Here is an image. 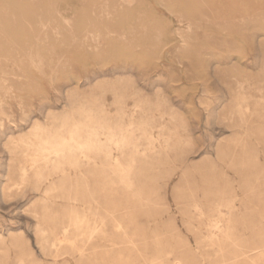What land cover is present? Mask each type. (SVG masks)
Returning a JSON list of instances; mask_svg holds the SVG:
<instances>
[{"label":"rangeland","instance_id":"1","mask_svg":"<svg viewBox=\"0 0 264 264\" xmlns=\"http://www.w3.org/2000/svg\"><path fill=\"white\" fill-rule=\"evenodd\" d=\"M1 1L6 0H0V24H12V15L19 8ZM29 1L37 3L36 17L45 19L20 20L25 25L16 34L0 29V69L7 70L15 92L12 89L2 96L10 100L8 104L0 103L4 106L0 107L4 109L0 111V264H264V0H190L189 7L185 0L187 10L185 5L179 7L180 0H143L144 4L137 0L133 6L137 11L128 16L105 12L110 1L119 0H96L91 5L88 0ZM45 6L46 17L41 13ZM81 8L86 9L83 15ZM55 12H66L72 21L64 24L68 29ZM44 23L50 28L49 37L41 29ZM121 25L132 26L133 35L119 30ZM188 25L192 26L189 32L185 30ZM58 27L62 29L55 34L53 29ZM177 29L186 31V50L179 48ZM129 37L146 39L131 49ZM53 45L54 50L50 49ZM38 48L45 57L46 75L28 61L30 52L36 53ZM121 50H131L133 61L125 62ZM49 76L56 80V91L47 81ZM76 81L81 82L80 93L74 91ZM240 83L245 93L239 90ZM113 87L125 98L139 94L152 103L141 116L151 123L138 132L149 139L141 138L138 143L156 142L161 148V133L170 132L171 143H191L193 147L183 146L176 158L173 153L170 156L169 180L165 178V187L161 182L163 189L156 194L152 217L138 216L123 232L108 223L89 239L87 226L74 224L65 197L73 192L81 174L104 177L111 172L87 162L80 170L70 163L53 169L44 160L37 136L43 138L53 128L50 112L68 111L69 102L76 112L81 103L90 108L106 99L111 103ZM127 102L134 105L133 99ZM106 113L116 117L117 108L110 107ZM34 122L40 126L36 130ZM136 157L138 166L145 167V160ZM202 171L207 176L212 171L219 180L214 181L220 194L213 205L202 198L206 187ZM175 189L181 193L179 197ZM213 215L219 216L220 229L216 236H209L208 228L214 230L217 224ZM154 258L157 262L150 263Z\"/></svg>","mask_w":264,"mask_h":264},{"label":"bare ground","instance_id":"2","mask_svg":"<svg viewBox=\"0 0 264 264\" xmlns=\"http://www.w3.org/2000/svg\"><path fill=\"white\" fill-rule=\"evenodd\" d=\"M94 1L96 2V0H88V2H89L88 4L91 5ZM199 1H201V0H199ZM1 2L12 3L13 5H15V7L17 6L19 8L17 10V12H14V14L12 15V17H13L12 19H13L14 22L12 24H4V23L3 24H0V29L1 30L2 29H8L9 32L16 34L21 28H24V25H25V24L21 23L20 20L27 18V19L31 20V22H35L37 20V18H38V21H39V18L40 17L39 16L36 17V15L38 13V12L36 13V9L38 8V7L36 8V4H37L36 1H29V0H6V1H1ZM39 2L40 1H38V3ZM105 2H108V1L105 0L103 3H105ZM135 2H137V0L110 1V4H108L107 6H105L106 7L105 8V12L106 13H111V12H118L119 11L123 15L128 16V15H130L132 13V11H134V12L137 11V10H135L136 9L135 8L136 6L133 7L134 4H135ZM144 2H143V0H141V4L142 3L144 4ZM186 2H188V1H185V0L178 1L179 7L183 8V6L186 4ZM171 3H173V2H170V6H172ZM190 3L191 2L189 0L188 7H189ZM39 4H41V3H39ZM41 6H39V7H41ZM167 7H169V6L167 5ZM184 7H185L184 9H186V8L189 9L187 7V5H185ZM14 10H16V9H14ZM179 10L181 11V9H179ZM42 11L43 12H41V13H45L44 16L46 17L47 16L46 14L48 13V8H46V6L45 7H42ZM182 11H184V10H182ZM85 12H86V9H84V8H81L80 9V14L81 15H83ZM51 13H53V11ZM55 13H56V15H57V13L59 14L60 20L62 21L63 25L64 24L65 25L71 24L70 22H72V21L69 19V17H67V16L64 15L66 12L64 14L62 12H55ZM102 13H103V11H102ZM102 13H101V15H102ZM54 14H53V16H54ZM41 15L43 16V14H41ZM57 17H58V15H57ZM51 18H52V16H51ZM102 18H103V16H102ZM52 20H55V19H52ZM54 22L56 23L57 21L55 20ZM60 23H58V24L60 25ZM106 23H107V21H106ZM146 24L149 25V23H146ZM150 24H151V22H150ZM108 26L111 29H114V31H118L117 30L118 27L115 26L114 24L108 23ZM62 27H60V28L62 29ZM66 27H68V26H65V30L68 29ZM43 28L45 29V35L48 36L49 29L50 28L47 25V23L46 24L44 23V27H42L41 29L43 30ZM60 28L58 27L56 29H53V32L55 34H59V30L61 31ZM70 29H71V27H70ZM150 29H153V28L150 27ZM191 29H192V26L191 25H188L185 28V30H187V32H189ZM119 30H121L122 32L125 30V32L129 33L130 35H133V33L135 31V30L133 31V27L132 26H125L124 27L123 25L120 26ZM149 30H146V32L149 31ZM185 30L179 29L177 31L178 34L181 37V46L179 48H181L182 50H186L187 47H188V41L185 38L186 35L184 36V34L186 32ZM24 31H25V29H24ZM63 31H64V29H63ZM160 31H162V29ZM152 33L153 32H151V34ZM92 34H94V33H92ZM95 34H96V31H95ZM74 35H76V34L74 33L73 36ZM99 35H100L99 38H101L102 37L101 36L102 34L99 33ZM52 36H54V35H52ZM55 36L57 37V35H55ZM84 38L87 39L89 37H87V35H86V37L84 36ZM25 39H27V38L25 37ZM80 39L81 38H78V41ZM89 39H88V41H89ZM145 39L146 38H143V39H131L129 37L127 39V42L129 43L130 48L132 49V48H134L135 44L140 43V42H142V40L144 41ZM75 40H77V39H75ZM84 41H85V39H84ZM56 42H52V44H54ZM73 42H75V41H73ZM226 42H224V43L226 44ZM22 43L23 44H27V41L24 40V42H22ZM81 43H82V41L80 42V46H81ZM85 43H86V41H85ZM227 43H229V42H227ZM97 47H99V46H97ZM31 48L32 47H30V49ZM80 48H82V47H80ZM30 49H28L29 52H30ZM50 49H53L54 50L55 49L54 45ZM91 49L92 48H90V50ZM40 50H42V49L38 48V50H34V51H36V53L31 54V52H30L29 56L28 55H25V56H28V58H29L28 61H30V65L32 67H35V68L39 69L44 74L45 72H43L44 71V68L43 67L45 66V63H44V58L45 57L40 53ZM99 50H100V52H102V50H104V48H102V49L99 48ZM158 50H160V49L157 48L156 52ZM163 50H165V49H163ZM10 51L12 52V51H14V49L13 50H10ZM32 51H33V49H32ZM179 51H180V49H179ZM26 52H27V49H26ZM91 52H93V51H91ZM122 52H123V54H122L123 55V58L122 59L125 62H127V61H133L132 51L131 50H126L125 52L124 51H122ZM104 53H106V51ZM158 53H159V51H158ZM162 53H163V51H162ZM160 54H159V56H160ZM106 55H108V54H106ZM63 56H62V58H63ZM165 56H166V54H165ZM169 56L170 55H168V58H169ZM7 58H8V56H7ZM10 58H12V57H10ZM156 58H159V60H161L160 57H158V56ZM157 61H158V59H157ZM164 61H167L166 58L164 59ZM55 70H57V69L55 68ZM55 70H52L53 71V74H54ZM29 71H32V70H29ZM12 72H14V71H12ZM24 72L25 71H23V73ZM27 72H28V68H27ZM86 73H85V76H86ZM7 75H8L7 70L6 71L5 70L1 71V69H0V103H3L4 101H7L6 103L8 104L10 102V100L8 99L9 102H8V100H3L2 99V96L3 95L5 96V95L9 94L11 92V90L13 89L14 86L11 84V79L9 77H7ZM45 75H46V73H45ZM29 77H32V76H29ZM46 78H48L47 81H49L50 86L53 87L54 91H56L57 90V86H56V80H55V78L53 76H49V77H46ZM40 79L41 80H44L42 78H40ZM87 79H89L88 76H87ZM35 80L36 81L37 80L39 81V79H35ZM188 80H189L188 77L185 78V82H187ZM183 81H184V79H183ZM25 82H26V80H25ZM25 82H23V83H25ZM29 82L33 84L32 81H29ZM30 83H28L29 84V87H32L31 86L32 84H30ZM38 83H40V82H38ZM80 83L76 81V83L74 84V87H75L74 88V91H75V93H80L79 92V89L81 88V84ZM128 83H130V82H128ZM41 84H40V87H43V85H41ZM114 85H112V86H114ZM21 87L23 88V90H25V88H26V90L28 89L27 86L24 88L23 87V84H22ZM21 87H20V89H21ZM238 88H239V90L242 93H245V88L242 85V83H240L238 85ZM20 89H18V90H20ZM37 89H35V90H37ZM42 89H44V88H42ZM16 90H17V88L15 89V91ZM31 90L34 91V85H33V88H31ZM13 92H14V89H13ZM21 92H22V90H21ZM21 92L18 91L19 97L22 96V95L20 96V93ZM112 92H113V99H114L113 102L109 103L107 99L106 100H103V101H101L99 103H95L96 105H94V107H92L94 109L90 108V104H88V103H81L80 106L77 107V108H79V111L80 112H76L75 111L76 109H74V103H70L69 102V103L66 104V107L69 108L68 111H65L64 110L65 112H63L61 114H57L55 112H50L48 116L51 117L54 120L53 121L54 122L53 128L51 127L52 129L50 128V131H47V133L43 136V138L41 136H37V138L40 141L39 143H42L40 146L42 147V151H43L42 152L43 153L42 155H44V160H46L47 161V164L51 168H53V169H59L62 165L66 164V163H70V164H74L75 167L80 170L82 168V165L85 162H87L88 164L89 163L90 164H93L96 168H101L102 170H106V171L111 172V175L110 176H104V177H97V176L88 177V176H86L84 174H81L80 177L78 178V180L76 181V183L74 184V187H73L74 190H73V192H69L67 194V196L65 197L66 200L70 202V204H68V208L71 211L72 220L74 221V224L76 226H78L79 228L81 226H87L86 228H88V230H87V235L86 236L89 239L93 238L97 233H99L102 230V228H104L108 223L113 224V226L118 231H122L123 232V230L125 229V227H127L129 224L136 223L137 219H140L138 216L144 214V215H147L148 217L151 215V217H152V215H153L152 214V211H154V209L156 208V205H157L156 194H158L163 189V186H161V182L162 183L165 182L164 181L165 178H166V180H169L166 175H167V173L169 174V171H170V169H167V168H169V167H167V164H168V162L170 160V156L173 153V154H175V157L174 158H176V155L179 154V152H180V150H181V148L183 146L189 147V148L193 147V146H191L192 145L191 143H171V141H172V139H174V137L172 138V136L170 134H168L170 132H168V133H166V132L161 133V136L164 139L163 141L165 142V143H163V141L161 140L162 143H160V141H159V143L161 145V148H159L157 146L158 144L156 145V142L155 143H152V142L149 141L148 143H138V140L141 139V138H143V139H149L147 137L148 135L139 134L138 132L140 130H144L143 128L145 126L150 125V123H151V119H149L147 117H141L142 114H143L142 111L145 110V109L146 110L147 109H150V106H152L151 101L149 99L145 98V97H142L139 94H134V95L132 94V95L128 96V98H125L124 96L119 95L117 93L118 90H117L116 87H113L112 88ZM38 93H41V92H37V95H39ZM17 94H16V96H18ZM26 94H30V92L29 93H26ZM127 94L128 93H126V96H127ZM14 95H15V92H14ZM45 95H47V94H45ZM41 96L43 97V93H42ZM81 98H83V97H81ZM85 98L86 97H84L83 99H85ZM128 99H133L134 100V105L133 106L130 107V105H128V102H127ZM1 105L2 104H0V107H4V106H1ZM110 107H116L117 108V112L118 113H117V115L115 113L116 117H111L112 114L109 117L107 116L106 109H108ZM62 108H64V107H62ZM0 109H1L0 111H3L4 110L3 108H0ZM3 113H5V112H3ZM136 115H139V117H136ZM38 127H40L39 126V123L38 122H34V126H33L34 130L38 129ZM45 128H46V126H45ZM47 128H49V127H47ZM154 134L155 133H153V136H154ZM155 137H157V136H155ZM34 139L36 140V137H34ZM143 139H141V140H143ZM152 139H154V138L152 137ZM158 140H159V137H158ZM29 148H31V147H29ZM187 153H190V152L188 151ZM137 155H140L145 160V165H146L145 167L138 166V163L139 162H138V159L136 157ZM179 161L176 160V162H179ZM43 163H45V162H43ZM181 164H180V166H181ZM194 164L191 165V166H193L192 167L193 169H194ZM198 164H199V162H198ZM186 165H187V163H186ZM171 166H173V165H171ZM45 167H46V165H45ZM208 167H210V166H208ZM177 168H179V167H177ZM197 168H199V169H197L198 170L197 172H199L200 167H197ZM22 169H24V168H22ZM35 169H36V167H35ZM85 169H87V168H85ZM175 169H176V166H175ZM167 170H169V171H167ZM180 170H181V168H180ZM203 171H204V169H203ZM202 172L200 173L201 176H203L205 174L203 172V175H202ZM22 173H24V172H22ZM211 173L213 175L210 174L209 176H207L208 175V173H207V175L205 174L206 176H203V177H205L204 178V181H205V184L204 185L206 187L203 186L204 187L203 188L204 189V195L202 194L203 195L202 198H204V200H207L209 204L213 205L212 203H215L216 200H218L217 198H218V194H220V192H218L219 190L217 188V186H218L217 183L214 182L216 180V178H218V177L215 176L212 171H211ZM41 176H42V174H41ZM201 176H200V178L202 180L203 177H201ZM91 179H93V180H91ZM195 180H193V181H195ZM202 181L200 182V184L204 182V181L203 182ZM187 182H188V180H187ZM189 183H190V180H189ZM163 184H164V187H165V183H163ZM166 184H169V183L166 182ZM191 184H193V183H191ZM219 184H221V183H219ZM186 188H187V186H186ZM199 188H200V186H199ZM221 188H222V186L220 187V190H221ZM174 191L176 192V189ZM194 191L196 192L195 189H194ZM199 192H202V191L199 190ZM192 193H193V191H192ZM176 194H177V192H176ZM179 194H181V193L179 192ZM179 194H177V197H179L178 196ZM190 196L191 195H189V197ZM185 200H186V198H185ZM200 200L203 201L201 198H200ZM226 201H227V199H226ZM234 201H236V200H234ZM195 208L197 210H200V204H197L196 203ZM204 209H206V208H204ZM213 217H214V221H216L217 224L215 225L216 228L215 227L213 228V226L211 227L214 230L208 228V230H209L208 231L209 236H216V229L217 230L220 229V218H219V216L213 215ZM210 226H211V224H210ZM87 243H88V241H87ZM261 261L262 260H260V262ZM149 262L150 263L157 262V258H154V259H152ZM155 264H163V263H160V262L158 263L157 262Z\"/></svg>","mask_w":264,"mask_h":264}]
</instances>
